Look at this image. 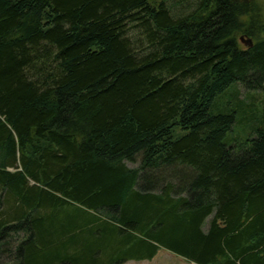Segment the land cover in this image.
I'll return each instance as SVG.
<instances>
[{"label": "trees", "instance_id": "obj_1", "mask_svg": "<svg viewBox=\"0 0 264 264\" xmlns=\"http://www.w3.org/2000/svg\"><path fill=\"white\" fill-rule=\"evenodd\" d=\"M237 86L264 92L253 0H0V264H264Z\"/></svg>", "mask_w": 264, "mask_h": 264}, {"label": "rangeland", "instance_id": "obj_2", "mask_svg": "<svg viewBox=\"0 0 264 264\" xmlns=\"http://www.w3.org/2000/svg\"><path fill=\"white\" fill-rule=\"evenodd\" d=\"M253 1L256 2L260 6V10H262V14H264V0H253ZM244 36L245 35L238 36V41H239L240 46L242 48H243V44L240 42V38L244 37ZM245 38H248V37H245ZM237 90L239 91V94H240V100H243V99L247 100L250 97L258 100V99L262 98V96H264V92H262V93H251V94L249 92L246 93L245 90L241 86H237ZM237 131H239L241 133V136L244 138L245 136H248L247 134H249L248 131H250V130L247 129L245 131V133H242L239 129H237ZM233 137H236V136L231 135L229 137V139L233 138ZM232 146H233V144H232ZM126 166L129 168H137L139 166V160H137L135 163H132V164L127 163ZM9 171L14 172V170H12V169H9ZM30 185H31V182H30ZM208 225H209V220H207V222L205 223L204 230H206V228H208ZM124 264H191V263H188V262L182 260L181 258H178V257L172 255L169 252H166L164 250H160L158 252V254L156 255V257L152 261H142V262L129 261V262H126Z\"/></svg>", "mask_w": 264, "mask_h": 264}, {"label": "water", "instance_id": "obj_3", "mask_svg": "<svg viewBox=\"0 0 264 264\" xmlns=\"http://www.w3.org/2000/svg\"><path fill=\"white\" fill-rule=\"evenodd\" d=\"M240 42L243 44V47L246 49L251 48L253 46L252 40L245 37H241Z\"/></svg>", "mask_w": 264, "mask_h": 264}]
</instances>
